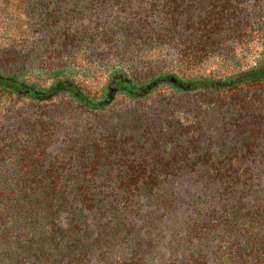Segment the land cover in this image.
<instances>
[{
  "label": "rangeland",
  "instance_id": "rangeland-1",
  "mask_svg": "<svg viewBox=\"0 0 264 264\" xmlns=\"http://www.w3.org/2000/svg\"><path fill=\"white\" fill-rule=\"evenodd\" d=\"M71 1L74 29L58 23L48 26L47 30L39 29L41 34L38 36L32 20L28 42L20 32L7 29L10 38L7 41L3 39L2 45L7 44L8 48L13 45V50L20 57L9 53L0 56V76L22 82L40 93L45 92L52 82L44 83V75L37 79L38 73L62 68V63L74 56L86 35H99L104 36L97 42L99 61L87 66L91 76L81 84L87 94L118 95L113 96L112 105L107 108L109 111L95 117L71 107L68 99L56 106L55 102L36 103L23 95L10 98L7 94L21 93L0 86V152L4 153L5 142L25 141L30 135L34 138L48 136L54 130V143L49 146L46 142L42 144L47 148V157L44 171L37 174L38 177L58 180L63 187L69 184V177L73 174L85 178L83 174L94 168V183L88 191L103 195L123 194L126 188L131 193L139 192L140 188L134 183L121 187V191L114 187L123 178L141 182L163 174L153 171L154 165L161 161L172 162L174 166L191 163L193 166L183 171L185 181L182 185L170 182L173 173L165 174L169 181L167 192L178 195V205L173 213L150 208L132 213L134 218L137 212L144 215L149 212L152 218V221L148 219L140 224L143 236H151L157 242L155 248L143 249L145 264L174 259L187 261L190 257L206 264H214L215 260H227L226 264H264V92L240 90L229 94L248 95L224 99L219 94L226 93L212 91L207 94L218 95H210L207 100L191 97L180 106L169 101L168 97V94L178 92L175 93L169 85H163L145 96L148 106L144 115L134 112L135 108L127 109L121 90L111 92L108 88V68L113 62L106 63L105 60L114 58L110 47L120 50L126 47L121 43L123 33L138 24L143 25L140 32H144L158 19L154 21L150 11L145 9L147 0ZM75 18L76 21L73 20ZM2 21L0 18V33L4 34L6 24ZM108 35L109 40H106ZM38 38L41 43H37ZM110 41L116 43L110 44ZM106 49L112 52L102 55ZM240 49L239 59H244V56L249 57L248 62L257 59L256 49L252 48L250 53ZM170 51L172 57L177 58V52ZM175 58L172 63H162L160 69L142 63L132 66L127 77L137 85L151 82L162 74L181 79L180 73L174 70ZM229 61L217 53L207 62V72L213 76H227L233 69L232 62L228 69ZM241 62L244 67L246 60ZM199 73L203 72L194 70L195 75ZM201 104L209 108L207 132L196 128L191 133L189 129L182 133L176 120L183 123L189 115L194 117L197 106ZM162 129L167 131L163 133ZM88 136L92 137L91 141ZM204 139L208 140L206 144ZM165 140L174 143L168 154L164 149ZM17 146L21 148V145ZM210 152L212 173L209 181L205 182L202 155ZM22 154L23 151L19 152L18 158ZM97 168L100 173H96ZM50 191L54 192L51 188ZM194 225L198 227L196 230H192ZM246 229L250 230L247 236ZM245 239L252 241L255 251L250 256L245 253L240 260L239 248ZM133 248L134 245L128 243L116 246L114 252L131 256ZM235 257L238 259L231 263ZM92 264H97L95 259Z\"/></svg>",
  "mask_w": 264,
  "mask_h": 264
},
{
  "label": "trees",
  "instance_id": "trees-1",
  "mask_svg": "<svg viewBox=\"0 0 264 264\" xmlns=\"http://www.w3.org/2000/svg\"><path fill=\"white\" fill-rule=\"evenodd\" d=\"M70 2L0 0V18L6 24L4 34L0 33V56L9 53L20 57L13 50V45L11 48L7 44L2 45L3 39L7 41L10 38L7 29L20 32L27 42L32 20L37 27L35 35L38 36L41 34L39 29L47 30L48 26L58 23H63L67 29H74L71 15L74 8ZM145 9L150 11L154 21L158 19L155 25L149 24L144 32H140L142 24L127 30L121 41L126 47L123 50L110 47L114 58L105 60L106 63L113 62L108 68V88L110 91L113 88L114 92L121 90L127 109L135 108L134 112L144 115L148 106L145 96L163 85H169L175 93L178 92L168 94V97L169 101H175L180 106L191 97L207 100L210 95H218L207 94L212 91L226 93L219 94L224 99L230 96L239 99L248 95L229 94L240 90L264 92V0H147ZM155 27L159 30L156 31ZM109 37L106 36V40ZM103 39L104 36L86 35L74 56L62 63V68L39 72L37 79L44 75V83L52 82L45 92L40 93L36 88H27L22 82L1 76L0 86L21 93L7 94L10 98L23 95L36 103L55 102V106L68 99L71 107L88 115L101 116L109 111L107 108L112 105L113 96L118 94H87L81 83L91 76L87 66L99 61L97 42ZM36 41L41 43L40 38ZM94 45L95 48L92 47ZM252 48L256 49L257 59L251 62H248V56L239 59V49L250 53ZM110 49L104 50L102 55L112 52ZM170 50L177 52V58L172 57ZM217 53L220 58L230 60L228 69L232 62L231 74L218 77L207 72V62ZM173 58L174 70L180 73L181 79L162 74L151 82L137 85L127 77L132 66L142 63L160 69L162 63H172ZM242 60H246L244 67ZM196 69L203 73L195 75ZM194 92L202 94H192ZM253 97H256L255 94ZM208 111V105H198L194 117L189 115L183 123L176 120L178 128L182 129V133H186V129L191 133L196 128L207 132L210 125L207 122ZM53 131L48 136L34 138L30 135L25 141L15 139L5 142L4 153L0 152V264H92L94 259L97 264H145L143 249H153L157 242L151 236H143L140 224L148 219L152 221V218L149 212L146 215L137 212L134 218L132 213L149 208L173 213L178 205V195L167 192L169 181L165 174L173 173L170 182L182 185L185 181L183 171L189 170L193 164L174 166L172 162L161 161L154 165L153 171L163 174L141 182L123 178L114 187L121 191V187L134 183L140 188L136 193H131L129 188L117 195L89 192L94 183V168L83 174L85 178L73 174L69 177V184L62 187L58 180L40 179L37 175L44 171L46 165L47 148L42 144L46 142L49 146L54 143ZM166 131L162 129L163 133ZM88 140L91 141L92 137L88 136ZM204 141L205 144L208 142L207 139ZM163 143L168 154L174 143L168 140ZM18 144L21 148L16 147ZM158 147L162 146L158 144ZM21 151L23 154L18 158ZM211 155V152L202 155L205 182L209 181L212 173L209 166ZM96 173H100L98 168ZM197 228V225L192 226V230ZM249 233L250 230L246 229L245 235ZM128 243L134 245L131 256L115 254L116 246ZM252 246V241L245 239L239 248L240 260L245 253L248 256L254 253L255 247ZM237 259L235 257L230 262ZM226 262L213 261L214 264ZM158 264L206 263L190 257L187 261L174 259Z\"/></svg>",
  "mask_w": 264,
  "mask_h": 264
},
{
  "label": "flooded vegetation",
  "instance_id": "flooded-vegetation-1",
  "mask_svg": "<svg viewBox=\"0 0 264 264\" xmlns=\"http://www.w3.org/2000/svg\"><path fill=\"white\" fill-rule=\"evenodd\" d=\"M111 92H114L113 88H112Z\"/></svg>",
  "mask_w": 264,
  "mask_h": 264
}]
</instances>
